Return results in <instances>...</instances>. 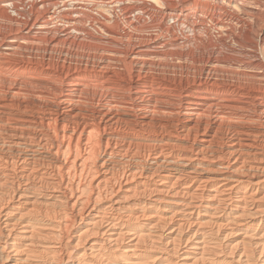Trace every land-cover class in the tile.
Instances as JSON below:
<instances>
[{"label":"bare ground","instance_id":"bare-ground-1","mask_svg":"<svg viewBox=\"0 0 264 264\" xmlns=\"http://www.w3.org/2000/svg\"><path fill=\"white\" fill-rule=\"evenodd\" d=\"M0 264H264V0H0Z\"/></svg>","mask_w":264,"mask_h":264}]
</instances>
